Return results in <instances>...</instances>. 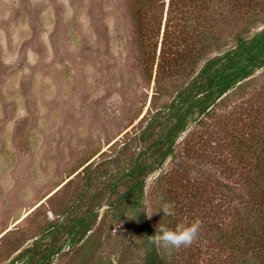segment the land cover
Masks as SVG:
<instances>
[{"label": "rangeland", "instance_id": "obj_1", "mask_svg": "<svg viewBox=\"0 0 264 264\" xmlns=\"http://www.w3.org/2000/svg\"><path fill=\"white\" fill-rule=\"evenodd\" d=\"M158 3L150 11L137 0H0V264H24L17 253L42 237L89 174L95 189L117 176L149 117L186 81L172 70L175 52L211 32L224 50L236 34L264 28V7L240 17L228 4L226 17L208 18L190 17L188 0ZM263 135L264 67L190 123L145 179L142 210L153 229L200 222L189 246L159 247L168 264L233 262L218 232L231 229L249 150L261 142L253 137ZM163 202L174 216L154 213ZM132 216L103 202L90 234L52 264H143Z\"/></svg>", "mask_w": 264, "mask_h": 264}, {"label": "trees", "instance_id": "obj_2", "mask_svg": "<svg viewBox=\"0 0 264 264\" xmlns=\"http://www.w3.org/2000/svg\"><path fill=\"white\" fill-rule=\"evenodd\" d=\"M158 1L162 0H137V3L142 10L155 11L158 5L160 7ZM171 2L169 0V5ZM188 2L190 17L192 14L193 17H226L225 6L228 4L232 16L238 14L240 17H246L248 10L253 11L255 6L259 10L264 7V0ZM197 41L198 47L194 42L174 53L172 70L177 71L178 76L185 73L186 81L173 89L174 96L168 104L149 117L137 136L138 149L123 164L117 176L102 189H95V179L89 174L83 189L70 204L62 206L59 213L52 211L56 221L49 223L42 237L17 253V261L52 264L63 248H74L85 240L96 224L101 204L105 202L116 216L133 214L132 222L141 225L143 264H168L167 254L161 253L151 242L155 229L146 222L142 210L145 179L174 155L175 143L190 123L207 116L223 96L264 67V28L247 36L236 34L234 44L224 50L212 32ZM213 52L215 54L209 56ZM253 138L261 142L256 141L248 153L251 164L250 177L244 181L245 197H241L242 202L235 208V220L229 232L225 229L218 232L217 242L221 243L223 252H229L233 259L231 264H264V135L261 139L260 136ZM236 156L238 162L244 163L242 155ZM119 188H122L121 192Z\"/></svg>", "mask_w": 264, "mask_h": 264}, {"label": "clouds", "instance_id": "obj_3", "mask_svg": "<svg viewBox=\"0 0 264 264\" xmlns=\"http://www.w3.org/2000/svg\"><path fill=\"white\" fill-rule=\"evenodd\" d=\"M157 211H162L163 216L175 215L174 207L170 202L160 204L154 213ZM199 228L200 222L198 220L191 223H177L174 228H169L165 224L158 223L155 233L152 235L151 242L164 250L187 247L196 238Z\"/></svg>", "mask_w": 264, "mask_h": 264}]
</instances>
